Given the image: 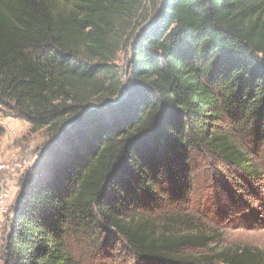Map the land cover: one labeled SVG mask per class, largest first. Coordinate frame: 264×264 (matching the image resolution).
I'll list each match as a JSON object with an SVG mask.
<instances>
[{
  "label": "trees",
  "instance_id": "1",
  "mask_svg": "<svg viewBox=\"0 0 264 264\" xmlns=\"http://www.w3.org/2000/svg\"><path fill=\"white\" fill-rule=\"evenodd\" d=\"M0 107L52 138L71 123L23 184L1 264H81L72 244L118 240L138 261L264 264L246 245L183 254L213 234L160 206L195 154L260 174L264 0H0Z\"/></svg>",
  "mask_w": 264,
  "mask_h": 264
},
{
  "label": "rangeland",
  "instance_id": "2",
  "mask_svg": "<svg viewBox=\"0 0 264 264\" xmlns=\"http://www.w3.org/2000/svg\"><path fill=\"white\" fill-rule=\"evenodd\" d=\"M130 55L129 41L123 39L112 62L122 77ZM0 126L3 128L0 195L4 196L0 204L1 264L17 197L25 180L36 176L40 160L45 159L42 155L57 142L51 131H33L26 120L11 115L2 107ZM254 165L260 174L252 179L213 156L195 154L190 161L189 188L182 191L174 185L166 187L168 191L163 195L161 208L186 215L193 220L194 226L210 232L215 239L205 249L184 247L183 254H211V250L230 245H246L264 251V156L254 160ZM116 242L114 246L104 245L95 251L72 244L71 250L81 264H184L138 261L121 249V240Z\"/></svg>",
  "mask_w": 264,
  "mask_h": 264
},
{
  "label": "water",
  "instance_id": "3",
  "mask_svg": "<svg viewBox=\"0 0 264 264\" xmlns=\"http://www.w3.org/2000/svg\"><path fill=\"white\" fill-rule=\"evenodd\" d=\"M71 125V123H68L67 125H65L59 132H58V135L56 136V138L61 135L67 128H69ZM54 138V139H56Z\"/></svg>",
  "mask_w": 264,
  "mask_h": 264
},
{
  "label": "built area",
  "instance_id": "4",
  "mask_svg": "<svg viewBox=\"0 0 264 264\" xmlns=\"http://www.w3.org/2000/svg\"><path fill=\"white\" fill-rule=\"evenodd\" d=\"M3 195H0V204L3 202Z\"/></svg>",
  "mask_w": 264,
  "mask_h": 264
}]
</instances>
